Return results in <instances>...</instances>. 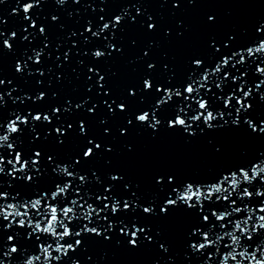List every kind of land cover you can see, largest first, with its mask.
Returning a JSON list of instances; mask_svg holds the SVG:
<instances>
[{
	"label": "water",
	"instance_id": "obj_1",
	"mask_svg": "<svg viewBox=\"0 0 264 264\" xmlns=\"http://www.w3.org/2000/svg\"><path fill=\"white\" fill-rule=\"evenodd\" d=\"M26 2L28 0H0V32L3 33L0 36V79L4 80V84L0 85V124L6 125L10 119H14L17 111L27 115L30 109L33 114L41 111L51 115L52 107H61L62 112L59 115L60 121H64L63 124L56 116H52V123L34 122L40 132V139L34 143L31 142L33 133L28 131L29 126L21 125L24 132L20 141L23 142L25 158L31 155L32 149H39L44 153L41 160L48 171L44 173L39 188L55 186L56 178L51 173L52 166L47 162L48 155L55 153L60 161L65 162L79 156L81 164L76 167L82 169L81 174L86 173L91 178L95 172L106 184L109 182V173H118L124 177L123 183L131 185L132 191L137 192V195L144 194L145 198L139 200L143 205L146 197L158 187L155 185L157 175L168 172L182 178L210 179L227 166L264 153V135L253 133L247 125L243 129H205L203 134L198 132L197 136L188 137L182 129H169L166 123L158 132H153L147 125H139L134 120L135 113L152 102L153 94L160 95L155 92V87L151 93L144 90L143 79L146 74L152 78L154 84L163 83L168 86L169 75H173V83L182 80L192 67L193 59L202 58L206 64L210 60L214 63L222 55H230L232 51L248 47L253 41L258 43L259 39H264L256 31L260 23L264 22V0H177V3L173 0H65L63 4L56 0H40L30 12L37 27H28V32H25L24 27L30 25V21L23 19L25 14L22 5ZM13 8L18 9V14L12 12ZM125 9L128 14L125 15L124 23L118 26L114 37L110 35L111 30H106L99 38L92 37L87 44L83 42L80 33L88 20L103 23L99 21L100 16L110 20L113 16L124 13ZM137 9H140L139 14ZM53 15L58 20L53 21ZM149 16L152 20L148 19ZM209 16L214 19L209 20ZM131 17H135V21ZM148 23H154L155 30H149ZM40 25L47 29L43 35L39 32ZM93 27L95 30V23ZM12 31H16L17 36L10 40L13 48L8 49L3 47L2 40L9 38ZM71 32L76 35L70 36ZM29 33H32L29 39H22ZM83 35L90 36V33L85 32ZM229 36H234L235 39L230 42L231 47L225 49L223 41L228 40ZM45 39L48 47L44 50L43 63L34 64L28 60V56L32 55L33 48L42 47ZM73 40L78 42L77 47L72 46ZM212 40L220 46V52H215L210 46ZM109 41L116 46L115 49L106 47ZM97 46L106 52L104 58L92 56L91 53ZM68 49H71V53L65 61L64 52ZM108 52L111 55H107ZM248 60L251 62L248 78L255 81L264 79L255 72L256 65L264 60V56L257 55L254 62L251 57ZM17 61H27L28 67L23 73L16 71ZM149 63H154L155 69L148 70ZM164 65H168V68L165 69ZM90 66L100 69V74L105 75L103 83L110 90V95L97 94L98 76L88 71ZM237 67L244 70L239 65ZM36 69H41L43 75L36 72ZM233 73L235 74V69ZM130 88L136 90V97L129 96ZM212 90L217 91L214 84ZM40 91L46 95L43 100L37 101L34 98ZM259 92H264V85L253 92L254 98L250 101L253 108L246 113L257 125L260 120H264V101L260 100ZM141 95L145 98L143 103L139 100ZM205 95L211 98V93ZM86 97L91 99L76 109L74 105ZM121 98H126L128 112L116 109V114L112 115L103 101L111 102L116 99L119 103L122 102ZM69 100L72 101L69 106L72 110L65 113L63 108ZM94 103L98 106L94 114H90L87 109ZM233 104L235 105V101ZM128 118L133 119L132 125L127 124ZM81 120L88 126L86 136L79 133ZM102 120L106 123H101ZM68 123L73 128L65 136L59 137L64 141L60 144L54 129L57 126L67 128ZM216 123L220 124L222 121L217 120ZM200 126L203 127L202 122ZM105 128L110 129V133L106 134ZM121 128H127V134L122 135ZM48 129L52 132L45 138ZM3 130L0 128V134ZM93 137L102 145L110 146L112 150L106 151L102 147L89 160L82 156V151L85 146H92L87 145V140ZM12 139H16L15 134ZM216 145L221 146L220 152L215 151ZM20 148L21 144L17 143L16 150ZM0 151L6 158L9 157L6 146ZM12 156L14 157V153ZM7 167L5 174L0 175V180H12L7 175ZM258 185L264 187L257 179L250 190L255 192ZM85 187L92 192L97 189L103 191V184L96 185L91 180ZM23 194L31 196L34 193L31 187H25ZM125 195L132 194L127 192ZM132 199L135 200L136 197L132 196ZM258 200L259 198H254V202ZM97 203L99 207H103V204ZM133 208V212L124 214L138 216L139 226L148 224L152 228L149 235L159 229L170 245L167 252L161 250L158 243L145 240L143 234V243L134 248L127 243L130 237L121 235L117 228L109 233L111 240L85 234L83 247H78L76 252H70L61 264H71L72 258L79 259L81 264H198L200 254L193 253L185 246L184 234L190 224V218L186 214L180 210H170L165 217L159 213V204L157 214L153 216L145 215L142 208ZM71 226L74 229L77 227L75 223ZM74 239L64 242L74 243Z\"/></svg>",
	"mask_w": 264,
	"mask_h": 264
},
{
	"label": "snow or ice",
	"instance_id": "obj_2",
	"mask_svg": "<svg viewBox=\"0 0 264 264\" xmlns=\"http://www.w3.org/2000/svg\"><path fill=\"white\" fill-rule=\"evenodd\" d=\"M56 2L63 4L65 0ZM173 2L177 3V0ZM39 3L40 0H28L22 5L25 14L23 19L30 21V25L24 27L25 32H28V27L33 29L37 27V22L32 19L30 12ZM12 12L18 14V9L13 8ZM137 13H140V9H137ZM127 14L125 9L124 13L115 15L110 20L100 16L99 21L103 23L88 20L80 33L83 42L87 44L92 37L99 38L106 30H111L110 35L114 37ZM131 19L135 21V17ZM148 19L152 20V17L149 16ZM213 19L209 16V20ZM52 20L56 21L58 17L53 15ZM147 27L149 30H155L154 23H148ZM256 31L264 36V22L260 23ZM39 32L43 35L47 29L40 25ZM85 32L90 33V36H84ZM30 35L32 33L22 39L27 40ZM69 35L75 36L76 33L71 32ZM0 36H3L2 32ZM16 36L17 32L12 31L9 38L2 40L3 47L12 49L13 44L10 40ZM104 39L108 40V37ZM233 39L234 36H229L228 40L223 41V47L229 49ZM77 44L76 40L72 41L73 47H77ZM210 46L215 52L221 51L215 40L211 41ZM47 47L48 41L45 39L42 47L32 49V55L28 56V60L34 64L43 63L44 50ZM106 47L116 48L110 41ZM70 53L71 49L64 52L65 61L69 59ZM91 54L94 58L106 56V52L99 46ZM147 54L145 51V55ZM107 55L111 53L108 52ZM257 55L264 56V39H259L258 43L253 41L248 47H241L232 51L230 55H222L216 58L214 63L210 60L206 64L202 58L193 59L192 67L182 80L173 83V75H169L168 86L163 83L154 84L152 78L146 74L143 79L144 90L151 93L155 87V92L160 95L153 94L152 102L135 113V122L147 125L153 132H158L166 123L169 129H182L188 137H195L198 132L203 134L205 129L219 130L226 127L243 129L244 125L253 133L264 135V120H260L257 125L246 114L253 108L250 102L254 98L253 92L264 85V79L255 81L248 78L251 67L248 58L251 57L254 62ZM262 64L264 60L256 65L255 72L264 77ZM237 65L244 70L241 71ZM27 67V61L23 63L17 61L16 71L23 73ZM147 68L153 70L155 64L149 63ZM164 68L167 69L168 65H164ZM35 71L43 75L41 69ZM88 71L98 76L97 94L110 95V90L105 88L103 83L105 75L100 74V69L90 66ZM3 84L4 80L0 79V85ZM213 84L217 91L212 90ZM128 92L129 96H137L134 88H130ZM206 93H211V98L206 97ZM45 95V92L40 91L34 99L43 100ZM259 96L260 100L264 101V92H259ZM90 99L86 97L74 107L79 109ZM144 99L143 95L139 97L142 103ZM121 101L117 103L116 99H112L111 102L104 100L103 103L112 115L116 114V109L127 113L129 109L126 98H121ZM70 105L71 100L66 102L63 112H70L72 110ZM97 106L98 104L94 103L87 111L94 114ZM50 111L51 115L41 111L33 114L30 109L27 115L17 111L14 119H10L6 125L0 124V128L4 129L0 134V150L6 146L9 152V157L6 158L0 151V175L5 174L6 167L10 166L7 167V175L12 177L10 181L0 180V264H16L17 261L19 264H53L54 261L61 264L70 252H76L78 247H83L85 234L103 236L105 240H111L109 233L117 228L121 235L130 237L127 243L134 248L143 243L141 240L143 234L145 240L153 244L158 243L159 248L167 252L170 245L159 229L149 235L152 228L148 224L139 226L138 216L124 214L133 212L135 206L142 208L145 215L153 216L157 214V204L159 213L165 217L169 215L170 210L173 212L180 210L190 218L188 230L184 234L185 246L193 253L200 254L198 264H264V187L258 185L255 192L250 190L257 179L264 185V153L227 166L210 179L182 178L168 172L157 175L155 185L158 187L146 197V203L143 205L139 200L145 198L144 194L137 195V192L132 191L131 185L123 183L124 177L118 173H109V182L106 184L95 172L91 178L86 173L81 174L82 169L76 167L81 164L79 156L65 162L60 161L55 153L48 155L47 162L52 166L51 173L56 178L55 186L39 188L44 173L48 171L41 160L44 153L39 149H32L31 155L25 158L23 142L20 141V136L24 132L21 125L29 126L28 131L33 133L31 142L34 143L40 139V132L34 122L52 123V116H56L60 121L61 107L54 106ZM217 120L222 123L217 124ZM201 122L203 127L200 126ZM60 123L63 124L64 121ZM101 123L106 121L102 120ZM127 124L132 125L133 119L128 118ZM87 127L81 120L79 133L86 136ZM72 128L71 123L67 124V128L55 127L58 143H64L59 137L65 136ZM127 131V128L120 129L122 135L127 134ZM51 132V129L46 130L45 138L51 135ZM104 132L108 134L110 129L105 128ZM13 134L16 136L15 140L12 139ZM17 143L21 144L20 150H16ZM87 145L92 146H85L82 156L89 160L102 147L106 151L112 150L110 146L97 142L94 137L87 140ZM215 151L220 152L221 146L216 145ZM90 180L96 185L103 184V191L97 189L96 192H92L85 187ZM117 181L122 183H113ZM25 187H31L34 194L31 196L23 194ZM127 192H131L132 195L126 196ZM132 196L136 199L133 200ZM254 198H259L258 202H254ZM97 202L103 204V207H99ZM74 223L77 225L75 229L71 226ZM73 238L74 243L64 242ZM71 264H81V261L72 258Z\"/></svg>",
	"mask_w": 264,
	"mask_h": 264
}]
</instances>
